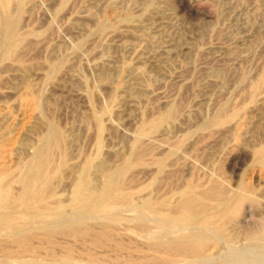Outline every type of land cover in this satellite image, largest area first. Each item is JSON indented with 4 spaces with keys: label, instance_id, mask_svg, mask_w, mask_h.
<instances>
[{
    "label": "rangeland",
    "instance_id": "rangeland-1",
    "mask_svg": "<svg viewBox=\"0 0 264 264\" xmlns=\"http://www.w3.org/2000/svg\"><path fill=\"white\" fill-rule=\"evenodd\" d=\"M6 19L17 28L0 50V264H159L162 244L201 229L173 218L182 192L213 185L224 193L205 213L226 236L162 264H264V0H0V45ZM50 126L61 138L29 188ZM119 168L132 201L78 214L83 174L100 191ZM74 223L92 230L63 232ZM105 223L114 237L98 242ZM29 229L26 246L15 240Z\"/></svg>",
    "mask_w": 264,
    "mask_h": 264
},
{
    "label": "bare ground",
    "instance_id": "bare-ground-1",
    "mask_svg": "<svg viewBox=\"0 0 264 264\" xmlns=\"http://www.w3.org/2000/svg\"><path fill=\"white\" fill-rule=\"evenodd\" d=\"M4 21H6L5 25H6L7 31L5 29V31H6V33L4 32L5 33V39L3 40V42L0 45V50H2L1 51L2 53H3V51L5 53V50H7V48H10L11 45L14 43V42H11V41H13L11 39L13 38L15 30L17 28L16 27L17 24H16L15 21H12V20H9V19H6ZM20 41H22V40L20 39ZM56 65H58V63ZM55 67H57V66H55ZM173 110H174L173 108L168 109V112L164 116L160 117V122L162 120H164L165 118L171 117L172 113L174 112ZM217 119L219 120V118H217ZM210 122H214V121H208L207 124L210 123ZM213 124L214 123H212V125ZM50 125H52V124H50ZM157 125H159V121H158ZM60 138H61V136H60ZM60 138H59V132L56 129V127L55 126H50V130H49L48 134L44 137V139H42L44 141V143L42 142L44 144V146H42V149H40L39 151L37 150V152L35 153V156L32 157L34 159L33 160L31 159L32 161H30V164L28 166L29 170L31 171V175H29L27 180H25V184L28 187L31 186L33 184V182L37 181L38 179H41L42 176H41L40 172H42V169L44 168L43 165L45 166V162H42V161H44L42 159L44 158V156H46L48 154V149L50 148V147L48 148V146L53 141H55L54 143H56V140H58ZM54 146L55 145H53V149H54ZM135 146H138V145H135ZM64 147H65V145H64ZM134 149L136 150L138 148L136 147ZM50 150H51V148H50ZM261 152L264 155V150H262V147H261ZM132 155H134V154H132ZM48 157L46 158L45 161L48 160ZM262 161L264 163V156H262ZM51 162H49V163H51ZM42 163H44V164L42 165ZM46 165H48V164H46ZM26 166H27V164H26ZM126 166H128V165L126 164ZM126 166H124V167L126 168ZM25 167H24V170L26 169ZM45 167H48V166H45ZM123 168L122 169L119 168L115 178H112L110 176V173H106L105 174V180H104L105 181V185H104V188L102 190H100V191L96 190L95 188H88L87 187L88 178H87V176L84 173L82 178H81V180H80V182L77 185L76 194L74 195V198H73L72 206L76 210V212L78 214L82 215L83 211H86L89 214V216H91L92 218L93 217H99L102 213L106 212V208L103 209L101 207L103 205L102 203L104 201L107 204H111V203H114V202H119V203L124 202L125 203V202H129L130 200L132 201V199H133L132 195H131L132 193H130L127 190L124 189V169ZM128 168H126V169H128ZM103 169H102V171H103ZM46 170L48 171L49 168L46 169ZM26 171H28V170H26ZM105 171H108V170H105ZM25 174L27 175V172ZM47 174H49V173H47ZM26 175H25V177H27ZM49 183H51V181ZM49 186H50V184H49ZM28 187H27V189H28ZM192 187H188L184 191V193L182 192L183 197H182L180 203L178 202L179 203V207L181 209V212L180 213L178 212L179 214L176 212V215L173 218L175 220H177L178 223L187 224V225H198L199 227H201V229L199 231H193V230L189 231L187 229L189 232L182 233L179 236L169 240L165 244H162L161 247H160V250H159L160 251V256H159L160 260L157 261L159 264L160 263L161 264L162 263H168V262H176V261L178 262L177 259H179V256H186V257H189V258H196L197 256L201 255V253L204 251V249H205L207 244H209V243H213L212 245L216 244V242L213 240V237H215L214 235H216L217 239H218V237H217L218 235L219 236H226L224 225L215 223L211 219L212 216L210 217L209 214L205 213L207 211L208 204H209V203H207V198L209 196L218 195L219 200L221 201L220 196H222L223 193H224L223 189L221 187L217 186V185H213V186H210V188L208 190H206L204 192H199L198 190H196V189H194ZM29 188H31V187H29ZM39 188H41V187H39ZM41 190L42 189H40V191ZM114 191L115 192H122V194L118 198L111 199L110 198V193L114 192ZM37 198H38V194L35 191L32 192V189L31 190L28 189V192H27V194L25 195V198H24V204L31 205L32 201L36 200ZM243 199H244L243 196H241L240 197V201L237 203V205L234 208H232L231 212L233 214L237 213V211H238L237 209L239 208V206H241V203H242L241 200H243ZM231 200H233V199H231ZM36 203H35V205H36ZM39 203H40V201H39ZM145 205L147 207L151 208L152 210H154L160 216H162L164 214V212H162L163 214L160 212V202L158 203V202H153V201H146ZM217 211L219 212V214L222 215V218L223 217L225 218L226 214H228V212H230L229 209H227V208L223 209L221 207L217 208ZM112 213H115V212L113 211ZM174 214H175V212H174ZM211 215L214 216V214H211ZM39 216H40V214H39ZM216 217H218V216H216ZM9 218H10V212L6 213V215L2 218V221L5 222ZM60 219H62V218H60ZM162 219H164V218H162ZM166 219H168V218H166ZM181 224H180V226H181ZM177 225H179V224H177ZM102 228H103L102 231H100L98 233V235H97L96 241H98V242H107L109 239L114 237V232L111 230V227H110L109 224L105 223L102 226ZM91 230H92V225L90 223H83V224L74 223V224L70 225L68 228H65L63 230V232L64 233H70V234L84 235V234L89 233ZM52 234H53L52 232H46L45 238L48 239L49 241H51L52 236H53ZM253 234H254V232H253ZM257 234H261L264 237V233L261 232V231L258 232ZM31 235H32V232H31L30 229L29 230H25L24 232H22L21 235L16 237L15 240L17 242L21 243L22 245L26 246L29 243V240L31 239ZM32 237H33V235H32ZM157 262H155V263H157ZM135 264H140V263H135ZM260 264H262V263H260Z\"/></svg>",
    "mask_w": 264,
    "mask_h": 264
}]
</instances>
